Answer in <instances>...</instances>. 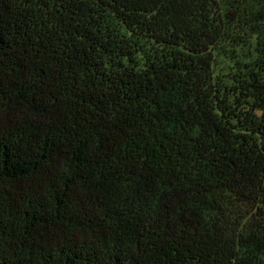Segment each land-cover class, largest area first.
<instances>
[{"label": "trees", "instance_id": "obj_1", "mask_svg": "<svg viewBox=\"0 0 264 264\" xmlns=\"http://www.w3.org/2000/svg\"><path fill=\"white\" fill-rule=\"evenodd\" d=\"M0 264H264V0H0Z\"/></svg>", "mask_w": 264, "mask_h": 264}]
</instances>
